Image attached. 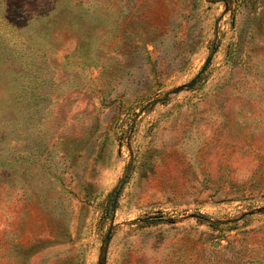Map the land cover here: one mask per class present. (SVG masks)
<instances>
[{
	"label": "rangeland",
	"instance_id": "1",
	"mask_svg": "<svg viewBox=\"0 0 264 264\" xmlns=\"http://www.w3.org/2000/svg\"><path fill=\"white\" fill-rule=\"evenodd\" d=\"M0 264H264V0H0Z\"/></svg>",
	"mask_w": 264,
	"mask_h": 264
},
{
	"label": "water",
	"instance_id": "2",
	"mask_svg": "<svg viewBox=\"0 0 264 264\" xmlns=\"http://www.w3.org/2000/svg\"><path fill=\"white\" fill-rule=\"evenodd\" d=\"M211 60H212V58H210L207 61L205 67L201 70V72L199 73V75L188 85V88H193L198 83V81L200 80V78L202 77V75L206 72L207 68L210 66Z\"/></svg>",
	"mask_w": 264,
	"mask_h": 264
}]
</instances>
